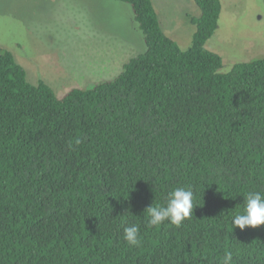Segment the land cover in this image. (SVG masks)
<instances>
[{
  "label": "trees",
  "instance_id": "trees-1",
  "mask_svg": "<svg viewBox=\"0 0 264 264\" xmlns=\"http://www.w3.org/2000/svg\"><path fill=\"white\" fill-rule=\"evenodd\" d=\"M120 1L146 49L93 87L59 96L0 47V264H264V225H232L264 193V56L223 70L206 46L221 0H195L187 49L153 0ZM181 186L191 217L148 228L145 210Z\"/></svg>",
  "mask_w": 264,
  "mask_h": 264
},
{
  "label": "rangeland",
  "instance_id": "rangeland-1",
  "mask_svg": "<svg viewBox=\"0 0 264 264\" xmlns=\"http://www.w3.org/2000/svg\"><path fill=\"white\" fill-rule=\"evenodd\" d=\"M218 27L206 46L223 70L264 56V0H221ZM164 31L183 49L192 43L195 0H153ZM0 47L10 50L32 83L59 96L116 77L146 49L130 4L120 0H0Z\"/></svg>",
  "mask_w": 264,
  "mask_h": 264
},
{
  "label": "clouds",
  "instance_id": "clouds-1",
  "mask_svg": "<svg viewBox=\"0 0 264 264\" xmlns=\"http://www.w3.org/2000/svg\"><path fill=\"white\" fill-rule=\"evenodd\" d=\"M75 143L78 145L81 141L76 139ZM71 146L70 144L69 147ZM244 197L243 209L233 215L232 225L239 227L241 230L246 227L257 228L264 225V193L248 191ZM193 199L194 192L191 186L174 188L168 193L165 204L156 206L152 204L145 210L147 213V227L159 228L165 222L180 227L192 215ZM123 231V238L129 246H141L140 227L137 224L126 226ZM232 260L233 253L226 251L222 258V264H232Z\"/></svg>",
  "mask_w": 264,
  "mask_h": 264
}]
</instances>
